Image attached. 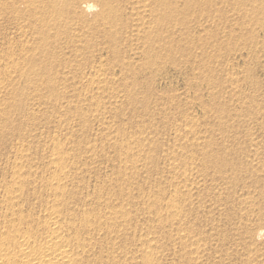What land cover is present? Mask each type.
<instances>
[{"label": "bare ground", "instance_id": "6f19581e", "mask_svg": "<svg viewBox=\"0 0 264 264\" xmlns=\"http://www.w3.org/2000/svg\"><path fill=\"white\" fill-rule=\"evenodd\" d=\"M239 8H234L233 11L236 12V14L245 15L252 19L257 17L256 13L259 8H253L249 14L246 13V10ZM195 14L196 0H0V17L5 16L7 18V29H9V27H14V32L16 30L24 35H21L24 37V40L20 38L23 40V45L21 46L23 48L21 49L22 54L25 56L31 54V56H33L32 53L34 52V64L36 61H44L48 63L45 67H49L51 64L60 65V69L52 75L47 72L48 68H44V73L41 75L50 74V78L48 79L51 80L60 78L63 80L62 83H70L73 87L72 89H75L76 86L79 85L82 88L79 87L80 90L85 91L86 95L89 92L92 96L93 93L105 92V82L109 78L112 81L118 80V78L122 80L131 78L132 85V82H134L135 79L137 80L138 77L140 78L147 70L151 71V69L155 68V75L162 73L164 68L160 66L165 61L166 55L164 53L169 52L172 46L177 44V39H180V36H177L176 33L185 25V18L188 17V15L194 17ZM1 31L3 32L5 29L3 30L2 28L0 32ZM8 33L9 32H7V34ZM6 35L0 37V46L2 47L10 40H7ZM90 49L92 50L89 51ZM64 50L67 51L64 52ZM122 52H125V56L119 57L122 55ZM86 53H91L90 61L86 60L84 56ZM5 55H0V124H2L1 121L4 118L6 110L4 106L6 102L5 98L13 96L12 89L10 88L13 86V82L9 84L6 83V81L4 82V76L11 77V75H14L19 69L20 72L21 70L23 71L22 67V69L18 67L20 65L17 66L16 64H12V58L15 56L11 58L8 54ZM87 59H89V57ZM105 65L107 69H104ZM108 65L110 68H108ZM235 75L237 76V74ZM19 76L21 78L23 75L21 76L19 74ZM14 78H16V76ZM166 79L167 78H164L163 80ZM13 81L15 82V80ZM234 85L236 84L234 83ZM128 87L129 86H127V88ZM155 88H157V86H155ZM124 89L125 88H122V90ZM118 90L114 93H119ZM113 91L111 94L109 93V100L116 101V96L113 95ZM235 92L236 91L233 93ZM129 93L128 90V94ZM236 94L237 93L234 95ZM105 95L108 96L107 94ZM83 97L86 99L85 93ZM126 97L128 98V95ZM239 98H237V100ZM97 99L98 97L96 100ZM128 100L132 101L131 98ZM100 102L98 104L99 106ZM113 107L112 111H117L118 106L113 105ZM80 109L82 110V108ZM101 111L104 112L107 111V109ZM94 112L97 113L95 110ZM96 113L94 118L101 115L100 111L98 113L100 115H96ZM193 117L198 116L192 114V116L185 115L182 117L184 119V121L182 120L184 123L183 126L186 127L183 130L179 125L176 124L178 127L174 125V132L168 134L169 141H172V146H159L153 141V144L152 142H150V144L148 143V149L147 145L142 143L143 139L141 140L138 138L139 136L134 138L136 135L134 137H132V135L129 138L128 135V140L124 138L126 143L124 142L125 144L118 145V151L114 153L118 157L120 164L115 171L112 172L110 170V175L108 173V175L105 174L100 176L96 168L93 169L87 162L82 163L83 160L78 161L72 154L70 156L67 152L69 150L66 151L65 147H63L64 145L62 146L60 143L62 140L60 137L55 136L52 138L49 143L50 145H48L47 155L39 164H36L34 159H30V157L26 155L27 153L25 152L29 150L26 145V148H23L22 145L20 146V142H18L19 145L16 147L15 144L13 146L14 148L12 147L13 150H11L14 153L13 159L11 158L12 160H6L7 163L5 162L7 164V171L3 170L0 172V264H183V261L185 264H203L201 261L203 256L204 261L206 259V261L210 262L209 264H214L216 262L214 261L216 256L203 252L200 247L199 239H196L195 229L193 226V228L191 227L190 223L191 221L196 223V212L204 210V207H211L215 202L212 203L211 200H209L211 198H209L208 204H210L205 206L207 204V199H204L206 203L204 204L202 202L203 198L196 197V192H199L202 187L206 189L208 186H214L219 189L220 186H226V184L230 182V177L231 174L234 173V169L232 167L233 165L231 166L223 156L224 154L221 155L219 153L220 151H216L215 148L208 143L196 146V142L192 141L191 144L188 143L187 145L182 144V146H178L179 142L182 141V136L185 137L189 134H193V137L196 136V121H194ZM106 118L104 119L105 121L107 120ZM140 120L142 119H139V121ZM108 121L107 124H109ZM253 121L250 122V120L247 119L246 123L250 124ZM110 124L113 125L112 122ZM261 125L260 123V126ZM110 129L111 128H109V130ZM55 134H58L57 131ZM154 134L155 132H153V135ZM141 135L143 137V134H140V136ZM261 135H263V133H261ZM10 137H12V135ZM116 137L113 138L115 139ZM122 137L124 136L122 135ZM66 138L64 137L65 140H68ZM260 141L257 143V141L249 139L248 143H250L251 152L248 148L247 149L251 154L247 156L248 158L246 157L247 159L245 161L247 167H249L247 169L255 173L261 172L264 174V162L261 160L263 158H260L263 152H261L262 154L260 155L258 151L261 147ZM121 142H123V140ZM166 144H169V142L167 141ZM236 144L238 145V143ZM114 145L117 146V144ZM188 145H190V148L187 149L191 151V155H188L189 157L186 158L187 160H173L174 157L171 155L178 149L177 147L184 151ZM111 146H113V144ZM213 146H215V144ZM219 146H221V144ZM73 147L74 146H72V148ZM225 148L228 152L227 147ZM24 149H26V151ZM113 149L116 150V147ZM158 151L162 154L161 156L168 158L167 161L169 164H167L169 169L167 168L168 178L166 181V189L160 193L158 198L154 196V194H150L151 192L149 193V189L148 194H145L137 187L138 193L134 196L132 194L133 186L131 185L130 179H134L141 175L145 167V161L147 160L148 163L152 162L154 153ZM136 156H138V159L135 158ZM109 159L110 158H108L107 161H109ZM196 160L200 162V167L197 169L195 164ZM208 170H210L212 174H209L210 172H208ZM241 171L243 170L241 169ZM228 172L231 174H228ZM209 175H211V178H209ZM144 182H146V180H144ZM249 182L246 180L245 183L249 184ZM207 183H209V185ZM236 186L237 185H235V187ZM244 187H246V185ZM260 188H262V186H260ZM159 190L158 188V191ZM247 191L248 190H246V193H249ZM232 192L233 191H231V193ZM237 199H239V197ZM244 200V204L239 200L241 205L243 204L242 207L253 212L255 204H253V202L251 203V201H246L247 198H244ZM133 203H139L144 206V208L139 211L134 209L135 211H133ZM225 206L228 208L230 205ZM212 207L214 208V206ZM242 207L239 208L238 206V209L240 210ZM137 209H139V207ZM235 209H237V207ZM227 210L228 209H226V211ZM235 213L233 212L232 214ZM145 215H149L151 218V221L147 224V228L145 227V223L141 224V226H137V224L133 223L134 217ZM248 215L246 217H248ZM209 216H211V214H209ZM238 216L239 215H237V217ZM234 217L235 220L236 216ZM257 217L258 220L249 218L251 220H248L249 222L243 219L245 222L240 225L246 229V233H244L245 235H243L242 238H238V241L231 239L234 237L230 238L232 242H236L233 244L236 246L234 247L235 249L242 244L243 252L247 257L245 259L246 261L244 260L245 264H251L252 262L264 264V254L258 246L260 241L264 239V228L258 227L260 218L259 215ZM158 231L164 232L167 243L174 246V248H172L173 251L168 252L166 256L164 255V251L160 250L161 247L158 241L155 240V235H157L156 233ZM196 232H199L200 235L205 234L203 230L196 229ZM239 234L235 235L239 236ZM230 244L232 245V243ZM245 245L247 246L245 247ZM158 249L160 252L157 251ZM167 249H169V247H167ZM211 249L212 248H210V250ZM217 251L218 252L215 254L221 253L219 252L220 250L217 249ZM224 256L225 258L219 260L218 264L225 262V260H230L231 258L230 254H225ZM252 258H254V260ZM241 260L242 258L240 262Z\"/></svg>", "mask_w": 264, "mask_h": 264}, {"label": "rangeland", "instance_id": "374dc122", "mask_svg": "<svg viewBox=\"0 0 264 264\" xmlns=\"http://www.w3.org/2000/svg\"><path fill=\"white\" fill-rule=\"evenodd\" d=\"M234 8L246 10V13L248 14L253 8L254 9L259 8V10L256 13L257 17L252 19L246 17L245 15L236 14V12L233 11ZM6 19L7 18L5 16L0 17V30L2 28L3 30L5 29V31L0 32V37L5 36L7 32H9L10 34L8 33L6 36H7V40L8 39L10 40L6 42L5 44L6 46L5 45H3V47L0 46V55L4 56L5 54L6 55L8 54L11 58L15 56L14 58H12L13 60L11 59L12 64L13 65L16 64L17 66L20 65L18 67L20 68L22 67L23 71L21 70L20 72L19 69L17 70L16 73H14V75H11V77L8 76L9 78L7 76H4V82L6 81V83L8 84L10 82L11 83L13 82V86L10 87L12 89L13 96L6 97L7 99L5 98V101L8 103L6 102L4 103L6 110H5L4 118L1 121L2 124H0V140H1L0 141V148H1L0 172H2L3 170L7 171L6 160L13 159L14 153L11 150H13L14 148L13 146L15 144H16L15 147L19 145L18 142H20V146L22 145L23 148H26L25 145L28 147L27 149L29 150L26 151V149H24L26 151L25 153H27L26 155L30 157V159H34V162L36 164L37 163L39 164L41 160H43L44 157L47 155L48 147H49L48 145H50L49 144L50 141L52 140L53 137L56 136L62 138V140L64 139V137L65 138L67 137L66 139L68 140L65 139L63 141L61 140L60 143L62 144V146L64 145L63 147H65L66 151L69 150L67 152L70 156L72 154L78 161L83 160L82 163L87 162V164H90L93 169L96 168V171L98 170L97 173H99L100 176H103L105 174L108 175V173L110 175L111 174L110 170L112 172L115 171L117 169V166H119L120 164L118 157L114 154L118 151V145L125 144L126 140H128L132 135H133L132 137L136 135L134 138H137L139 136L138 138H140L141 140L143 139L142 143L144 145H147L148 149L150 142H152L153 144V141L159 146L162 145L172 146L173 144L171 140L169 141L168 134L174 132L173 130L174 125L176 124L179 125V127L182 128L183 130L186 127L183 126L184 119L182 117H184L185 115L192 116V114L193 115L196 114V116L198 117H193L194 121H196L195 122L196 136L193 137V134L191 135L189 134L185 137L182 136L181 140L182 141L186 140V141L184 142L180 141L178 146H182V144L187 145L188 143L191 144L192 141L196 142V146H199L203 143L204 144L208 143L209 145H212V147H214L216 151H220L219 153L221 155L224 154L223 156L230 163V165L231 166L233 165L232 167L234 169L233 171L234 173L231 174L230 172H228V174H231V177H230V182L226 184V186H224L225 189L222 186H220L219 189L214 186L211 187L208 186L206 189L202 187L199 192H196V197L198 196V198H203L202 202L204 204L207 203L205 206L210 204V203L208 204L209 200H211L212 203L213 202L215 203L212 204L214 208L212 206L211 207L207 206L203 208L204 210H200L199 212H196V220L197 221L200 220V221L197 222L195 220L196 223L191 221L190 225L191 227L193 226L195 229L194 231L197 237L196 239H199L200 247L203 250V252L204 253L206 252L207 254L210 253L212 256H216V258L214 259V261L216 262L214 264H218L219 260L225 258L224 256L225 254H230L231 258L230 260H225V262H222L221 264H225V263L245 264L244 260L247 257L243 252L242 244H240L236 249L234 248L236 246L233 245L234 243H236L234 242L235 240L238 241L237 239L238 238L240 239V237L242 238L243 235H245L244 233H246V229H244L240 224L242 223L244 224L245 220L246 222H249L248 221L250 220L249 218L253 219L254 216L255 217L253 220H258L257 216L259 215L260 219H259L258 227L264 228V221H263L264 220V174H262L261 172H257L258 173L257 174L254 171L247 169L249 167H247L246 165L247 163L245 161L248 158L247 156L251 154L250 153L251 146L250 143H248V141L249 139H253L254 141H257V143L258 141L261 140L260 141L261 143L259 142L261 149L259 148L258 151L260 155L262 154L261 152H263L260 158H263L261 160L262 162H264V150H263L264 149V120H263L264 119V107H263L264 106V92H263L264 91V0H196L195 16L193 17L188 15V17L185 18V25L181 27L176 33L177 36H180V39H177V44H174L175 46L173 45L172 48L169 50V52L164 53L166 55L165 61L160 66L164 68V71L162 73H158V75H155L154 73L156 70L155 68L151 69V71L147 70L146 73L140 76V78L138 77L137 80L135 79L134 82H132V85L130 80L131 78L125 80L118 78V80L117 79L113 80L115 81L113 82L108 77L109 79H107V81L105 82L106 84L104 86L105 92H101V93L97 92L98 94L93 93V96L89 92L86 95L85 91L80 90L81 87L79 85H77L78 87L76 86L75 89H72L73 87L70 85V83L68 82L62 83L63 80L60 78H56L55 80L48 79L50 78V74L52 75L54 72L60 69V65L51 64L49 67H45V65H47L48 63L44 61H38V62L36 61L34 64V57H33L34 52L32 53L33 56H31V54L26 56L23 55L21 51V49L23 48L21 46L23 45L22 43L24 40L23 37L24 35L22 33L20 34V32H17L16 30L14 32L13 29L14 27L13 28L9 27V29H7L8 22ZM1 20H3L4 22ZM20 38L23 40H21ZM9 41L12 42L10 43ZM91 50L92 49H90L89 51ZM66 51L67 50H64V52ZM121 54L122 55H120L119 57L125 56V52H122ZM84 56L86 60L88 61L91 60L90 59L91 53L90 54L86 53V55ZM87 56L89 57V59H87L88 58ZM44 68L46 69L48 68L47 72L50 73L49 75H41L42 73H44ZM108 68H110V66ZM104 69H107L106 65L104 66ZM19 74L23 76L20 78ZM235 74H237V76ZM15 76L17 79L14 78ZM233 76L235 79L233 78ZM144 77L147 79H145ZM162 78L163 79L167 78V79L163 80ZM13 80H15V82ZM234 83L236 85H234ZM160 85L162 88L160 87ZM127 86L129 87L127 88ZM155 86H157V88H155ZM116 88H118L119 90ZM122 88L125 89L122 90ZM115 89L118 90L119 93L115 94L114 93L116 91ZM127 89L130 92L129 94ZM233 90L236 91L235 92L237 93L236 95H234L235 93H233L234 92ZM112 91H113V95L116 96V101L109 100V93L111 94ZM84 93L86 99L83 97ZM105 94H107L108 96H106ZM127 95L128 98L126 97ZM89 96L92 97L90 98ZM105 96L107 99L105 98ZM97 97L98 99L96 100ZM129 98H131L132 101L128 100ZM237 98L239 99L237 100ZM98 100L100 101L104 100V101L100 102ZM113 101L116 103V105ZM99 102H100V106L98 105ZM113 105L118 106L117 111H112V109L114 108ZM98 107H100L101 109ZM80 108H82V110ZM105 109H107V111H104ZM94 110L97 111V113L94 112ZM98 110L100 111L101 115L98 114L99 113ZM101 110H103L104 112H102ZM95 113L96 115H100V116L99 117L96 116V118H94ZM104 117L105 118L107 117L106 121L104 120L105 119ZM139 119L142 120L139 121ZM247 119L250 120V122L253 121L254 119V121L252 122L253 124L246 123ZM107 121L109 122V124L112 122L113 125L107 124ZM176 122H178L179 124ZM260 123L262 124L261 126ZM109 128L112 129V130L110 129L111 132ZM56 131L58 134H55ZM153 132H155L154 135ZM260 132L263 133V135H261ZM140 134H143V137L142 135L140 136ZM11 135L12 137H10ZM122 135L124 137H122ZM113 137L116 138L114 139ZM121 138L123 142H121L122 141ZM124 138L126 139L125 141ZM110 139H112L113 142ZM167 141L169 142V144H166ZM236 143H238V145ZM110 144L111 145L113 144L114 147L111 146ZM114 144H117V146ZM214 144L216 147L213 146ZM220 144L221 146H219ZM72 146L74 147L72 148ZM189 146L190 145L186 146V149H184V151L180 150L179 147H177L179 150L178 149L175 150L173 153L174 155L173 154L171 155L174 157L173 160L180 159L186 161L187 160L186 158L189 157L188 155H191L190 154L191 151L187 149L190 148ZM115 147L116 150L113 149ZM225 147H227L228 152L226 151ZM43 148L44 149L46 148L45 152ZM247 148L249 149L250 152L248 151ZM70 149L72 153L70 152ZM221 149L222 150L225 149V150L222 151ZM234 152L237 154H235ZM90 155L93 156L91 157ZM161 155L162 154L159 151L155 152L152 162L148 163L147 160L145 161V167L141 172V175L137 176L134 179H130V182L132 183L131 185L133 186L132 194L134 196H136V194L138 193V188H139V190L143 191L145 194H148V189H149V193L151 192L150 194H154V196H157L159 198L160 193L166 189V181L168 178L167 168L169 169L168 167L169 163L167 161L168 158L163 157ZM196 155H197V151H196ZM235 155L237 156V158L238 157L239 158L237 159ZM137 157L138 156H136L135 158L138 159ZM108 158H110L111 160L109 159V161H107ZM89 160H91L92 162ZM195 164H196V169L200 167L199 161L196 160ZM236 168L238 171L236 170ZM241 169L244 172L241 171ZM208 172H210V170H208ZM209 174L212 173L210 172ZM210 176L211 175H209V178H211ZM144 180H146V182H144ZM246 180L247 182L250 181L249 184L245 183ZM207 184L209 185V183ZM235 185L237 186L235 187ZM245 185L246 187H244ZM260 186H262V188H260ZM158 188L160 189L159 191ZM246 190H248L247 192H249L250 195L249 193H246ZM259 190L262 192H260ZM231 191L233 192L231 193ZM253 192H255L256 194ZM241 193L242 194L244 193L246 196L244 194L242 195ZM230 196L232 199L230 198ZM235 196L236 197L238 196L239 199H237L238 197L236 198ZM205 198L207 199L206 203L204 201ZM244 198L245 199L247 198L246 201H251V203L253 202V204H255L253 212L248 211L247 208L244 209V207H242L245 202ZM239 200H241V202L243 203L242 205L241 202H239ZM223 201L225 202V204ZM225 205L227 206L230 205L232 209L230 206L226 208ZM238 206L239 208L242 207V209L239 210ZM138 207L139 209H137ZM233 207L235 208L237 207L238 210ZM143 208L144 206H142L139 203H135L132 207L133 211L135 210L139 211L142 210ZM226 209L228 210L226 211ZM233 212L234 213L236 212L238 214L236 213H235L236 215L232 214ZM209 214H211V216H209ZM237 215H239L240 217L239 216L237 217ZM247 215L248 217H246ZM234 216H236L235 220H234L235 218ZM150 219L151 218L149 217V215L137 216L134 217L133 223L137 224V226L138 225L141 226V224L145 223V227L147 228L148 226L147 224L149 223V221H151ZM196 229L205 231L206 236L205 234L200 235L199 232H196ZM156 234L157 235H155V240L158 241V244L161 247L160 250L161 251L163 250L164 255L166 256L168 252L173 251L172 248H174V246L171 244L169 245L167 243L164 232L162 233L158 231ZM235 234H239V236H236ZM230 238L233 239L234 241L232 242ZM263 240L260 241L261 245L259 243L258 246L261 248L262 250L261 252H263L264 254ZM222 243L225 244L223 245ZM230 243H232L233 246ZM246 246L247 245H245V247ZM167 247H169V249H167ZM210 248L212 249L210 250ZM217 249L220 250L219 252H221L222 254L221 253L215 254L216 252H218ZM160 250L158 249L157 251L160 252ZM236 250L237 251L240 250V251H238L237 253ZM241 258L243 261L241 260L240 262ZM252 259L254 260V258ZM201 261L203 264L210 263L209 261H206V259L204 261V256L202 257ZM183 264H185L184 261ZM251 264H258V263L252 262Z\"/></svg>", "mask_w": 264, "mask_h": 264}]
</instances>
